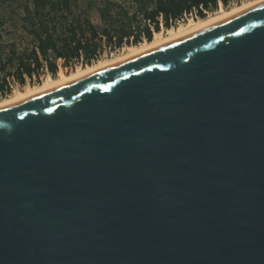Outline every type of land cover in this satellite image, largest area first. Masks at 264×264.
Returning a JSON list of instances; mask_svg holds the SVG:
<instances>
[{
  "label": "water",
  "instance_id": "obj_1",
  "mask_svg": "<svg viewBox=\"0 0 264 264\" xmlns=\"http://www.w3.org/2000/svg\"><path fill=\"white\" fill-rule=\"evenodd\" d=\"M0 264H264V0L1 106Z\"/></svg>",
  "mask_w": 264,
  "mask_h": 264
},
{
  "label": "trees",
  "instance_id": "obj_2",
  "mask_svg": "<svg viewBox=\"0 0 264 264\" xmlns=\"http://www.w3.org/2000/svg\"><path fill=\"white\" fill-rule=\"evenodd\" d=\"M229 0H0V98L12 93L13 80L40 83L42 73L56 76L65 67L96 62L106 48L152 40L162 27L171 28L185 12L200 18ZM97 11L103 21L92 19ZM20 22L29 42H6L9 22Z\"/></svg>",
  "mask_w": 264,
  "mask_h": 264
},
{
  "label": "bare ground",
  "instance_id": "obj_3",
  "mask_svg": "<svg viewBox=\"0 0 264 264\" xmlns=\"http://www.w3.org/2000/svg\"><path fill=\"white\" fill-rule=\"evenodd\" d=\"M263 0H248L244 3L232 7L230 9H225L223 7L219 8L217 12L210 14L206 17L195 19L191 18L187 23H181V25L168 28L167 32L164 31H157L152 40H147L145 42L135 44V45H129L123 53L119 54L118 56H115L113 58L105 59V60H99L93 64H89L85 67H79L75 71L72 72H65L61 71L59 74L55 77L48 76L42 83L38 85H31L28 86L25 89L17 90L16 92L12 93L8 97L0 99V107L4 105H8L20 100H23L25 98L31 97L35 94H38L48 88H51L55 85H58L62 82H65L67 80H70L72 78L78 77L80 75H83L85 73H88L90 71L96 70L98 68L128 59L130 57L136 56L140 53H143L145 51H148L152 48H155L157 46H160L162 44H165L171 40H174L176 38H179L181 36H184L186 34L195 32L199 29H202L208 25H211L219 20H222L246 7H249L253 4H256L258 2H261Z\"/></svg>",
  "mask_w": 264,
  "mask_h": 264
},
{
  "label": "rangeland",
  "instance_id": "obj_4",
  "mask_svg": "<svg viewBox=\"0 0 264 264\" xmlns=\"http://www.w3.org/2000/svg\"><path fill=\"white\" fill-rule=\"evenodd\" d=\"M245 1H248V0H229V4L226 6V5H224L222 2L220 3V6H219V8H221V7H223V8H225V9H230V8H232V7H235V6H238V5H240V4H242V3H244ZM218 8V9H219ZM218 9H216L215 11H211V12H208V14H207V16L208 15H210V14H213V13H215V12H217L218 11ZM193 19V18H195V19H199L200 17H196V16H194V17H192V16H189V18L188 19H185L183 22H182V24L183 23H187L190 19ZM92 19L94 20V22L96 23V24H98L99 26H103V21H102V19L100 18V16H99V14L97 13V11H93V13H92ZM178 25H181V23L180 24H178ZM178 25H176V26H178ZM167 30H168V28H166V27H163L162 28V30L161 31H164V32H167ZM156 33V32H155ZM154 33V34H155ZM3 35H4V38H5V41L6 42H10V41H17L20 45L21 44H23V42H25V43H27V42H29V36L28 35H26V33H25V31L20 27V22L19 21H16V22H9V23H7L6 24V26H5V29H4V32H3ZM145 41H147L146 39H144L143 41H141L140 43H142V42H145ZM131 45H135V44H131ZM129 45L128 44H125V45H123L122 47H119V48H116V49H111V48H106L104 51H103V53L101 54V56H100V58L97 60V61H99V60H105V59H109V58H113V57H115V56H118L119 54H121V53H123V51L128 47ZM96 61V62H97ZM60 62V69H59V71H58V74H59V72H61V71H65V72H72V71H75L77 68H79V67H85V66H83V64H81L80 62H77V63H72L70 66H68V67H65V66H63L61 63H62V60H60L59 61ZM95 63V62H94ZM87 66V65H86ZM57 74V75H58ZM56 75V76H57ZM48 76H52V74H50V73H48V72H46V73H42L41 74V76H40V83H42ZM53 77H55V76H53ZM34 80H35V82L34 83H32L31 81H30V79H28V81H27V83L25 84V85H21L20 83H17V82H12V84H13V87H12V93H14V92H16L17 90H20V89H25V88H27L28 86H31V85H38V84H40L39 82H38V79H37V77H34ZM11 93V94H12ZM11 94H9V95H11ZM8 95V96H9ZM8 96H6V97H8ZM5 98V97H4ZM0 99H2V98H0Z\"/></svg>",
  "mask_w": 264,
  "mask_h": 264
},
{
  "label": "built area",
  "instance_id": "obj_5",
  "mask_svg": "<svg viewBox=\"0 0 264 264\" xmlns=\"http://www.w3.org/2000/svg\"><path fill=\"white\" fill-rule=\"evenodd\" d=\"M220 3H221V1H220ZM189 16H192V17H194V16L199 17L198 14H197V10H196V9H193V10L190 11V12H185L184 15H183L180 19H176V21H175V25H172V27H175L176 25L182 23L185 19H188ZM163 27H164V26H163ZM163 27H162V28H163ZM48 73H49V72H48ZM50 74H51V73H50ZM13 81H14V82H17V81H15V80H13ZM17 83H19V82H17ZM11 86L13 87V84H12Z\"/></svg>",
  "mask_w": 264,
  "mask_h": 264
}]
</instances>
